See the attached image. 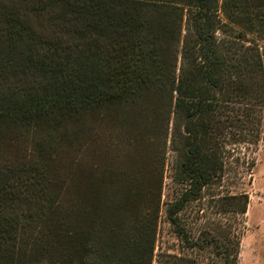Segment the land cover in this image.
I'll return each instance as SVG.
<instances>
[{"label":"trees","instance_id":"obj_1","mask_svg":"<svg viewBox=\"0 0 264 264\" xmlns=\"http://www.w3.org/2000/svg\"><path fill=\"white\" fill-rule=\"evenodd\" d=\"M263 122L264 0H0V123H71L92 157L73 196L44 139L0 163V264H152L166 175L176 235L197 203L200 248L238 264L248 195L226 183Z\"/></svg>","mask_w":264,"mask_h":264},{"label":"rangeland","instance_id":"obj_2","mask_svg":"<svg viewBox=\"0 0 264 264\" xmlns=\"http://www.w3.org/2000/svg\"><path fill=\"white\" fill-rule=\"evenodd\" d=\"M52 127L43 125L34 130L25 126H7L0 123V163L28 161L34 152H38L36 143L44 139L41 153L48 159L52 177L64 185L65 195L73 196L76 192L72 183L77 165L81 164L84 170H88L92 157L90 152L84 150L86 146L81 147L82 151H77L78 144L74 141L71 123L66 124V130H55ZM234 157L240 158L241 165L235 166L237 173L235 176H229L226 189L230 193L248 195L244 227L240 232L238 264H264V122L258 145L248 150L240 149L235 152ZM119 163L120 166L124 165L122 161ZM167 177L166 175L160 198V219L152 264H222V258L214 252L211 245L200 248L203 239H198V232L204 226L205 218L198 217L204 214L202 211L197 213V203L187 205L180 214L187 241L178 237L168 223L165 203L172 199L174 186ZM137 202L139 207L144 203L142 199ZM206 212L208 210L205 207Z\"/></svg>","mask_w":264,"mask_h":264}]
</instances>
